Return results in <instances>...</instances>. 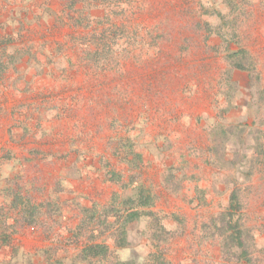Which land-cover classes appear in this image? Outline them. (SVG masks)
<instances>
[{"label":"rangeland","instance_id":"obj_1","mask_svg":"<svg viewBox=\"0 0 264 264\" xmlns=\"http://www.w3.org/2000/svg\"><path fill=\"white\" fill-rule=\"evenodd\" d=\"M235 188L264 264V0H0V264H240Z\"/></svg>","mask_w":264,"mask_h":264},{"label":"trees","instance_id":"obj_2","mask_svg":"<svg viewBox=\"0 0 264 264\" xmlns=\"http://www.w3.org/2000/svg\"><path fill=\"white\" fill-rule=\"evenodd\" d=\"M238 195H239L238 188H235L231 191L228 206L223 214V217H221V220L224 223L225 231L229 233L228 235L230 238V242H232L234 247L238 250L237 260L239 261L240 264H250L251 261L248 256V253L246 252V247L243 240L244 230L241 228L237 217L241 208ZM137 196H138L137 199L140 202V204H138L139 208L146 207L150 204L151 201L150 193L146 189L140 188L137 192ZM135 210L136 208H134L132 212H129L127 214L128 216L125 219L124 222L125 224L130 223L139 218V213ZM119 232L122 237L126 235V230L124 229L123 225L120 226ZM109 252L110 250L105 243H101V244L91 243L83 248V254L81 255V257L82 260L87 262L93 258L105 257V259L106 258L109 259L111 255ZM116 264H126V263L117 261Z\"/></svg>","mask_w":264,"mask_h":264}]
</instances>
